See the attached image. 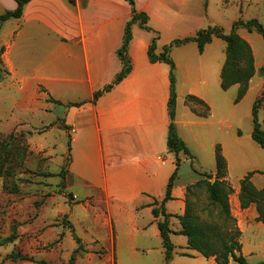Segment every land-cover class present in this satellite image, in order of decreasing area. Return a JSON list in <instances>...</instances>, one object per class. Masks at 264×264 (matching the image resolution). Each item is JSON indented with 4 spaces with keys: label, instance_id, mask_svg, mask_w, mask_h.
Instances as JSON below:
<instances>
[{
    "label": "crops",
    "instance_id": "crops-1",
    "mask_svg": "<svg viewBox=\"0 0 264 264\" xmlns=\"http://www.w3.org/2000/svg\"><path fill=\"white\" fill-rule=\"evenodd\" d=\"M84 1L30 0L20 17L1 24L0 32L6 42L4 87L13 89L16 98H9L27 113L37 111L39 98H44L47 106L56 104L62 108L71 135L70 160L64 177L67 187H86L84 197H75L86 201L87 210L93 207L103 212H96L97 222H103L108 213L117 237L123 232L129 238L131 255L152 248L147 243L138 244L137 237L154 235L157 248L165 256L157 223L164 216H154L152 203L160 205L169 179L177 171L172 198L165 202L173 253L177 247L182 256L198 258L200 252L189 248L187 236L185 242L181 237L184 234L178 233L181 224L177 215L184 213L186 205L179 170L183 162H192L204 150L215 156L217 144L226 153L225 136L234 123L228 103L222 100L226 92L221 87L226 42L214 37L200 52L196 41H188L170 51L176 64V128L193 157L183 152L175 154L167 145L170 65L149 59L154 32L138 22L133 24L128 48L131 71L111 90L93 100L95 91L111 82L122 68L117 49L122 44L132 8L127 0ZM134 1L136 9L148 15V24L159 32L157 52L173 39L193 35L208 25L223 27L221 19L229 12L234 13L228 21L231 28L246 3V0ZM16 6V0H0V14ZM256 76L257 73L240 101L252 90ZM189 94L205 104H196L194 109L186 102ZM49 96L63 104L48 100ZM6 97L0 95V124L1 115L11 113L5 110ZM67 103L76 104L67 106ZM98 190L103 197H97ZM177 236L181 238L178 246L174 243ZM115 246L114 236L113 250Z\"/></svg>",
    "mask_w": 264,
    "mask_h": 264
},
{
    "label": "rangeland",
    "instance_id": "rangeland-1",
    "mask_svg": "<svg viewBox=\"0 0 264 264\" xmlns=\"http://www.w3.org/2000/svg\"><path fill=\"white\" fill-rule=\"evenodd\" d=\"M233 15L229 12L221 19L227 33L231 31L228 21ZM235 18H257L264 23V0H246L244 12ZM237 31L252 46L257 76L244 100L235 101L239 84L225 90L222 98L224 104L228 103L234 120L225 136L228 160L225 179L233 187L229 203L234 224L240 230L238 240L247 262L255 264L264 260V223L256 219V204L242 208L238 195L240 180L249 171H264V148L252 138V108L256 100L259 120L264 127V76L259 73V67L264 64V37L244 27H238ZM2 34L0 32V95H7L5 110L11 113H3L0 124V238L12 236V241L0 244V264H69L79 245L73 229L81 237L82 248L76 253L75 264H118V260L120 264H216L212 255L207 257L200 253L198 258L184 257L177 247L168 263L157 248L154 235L137 237L138 244L147 243L152 248L131 255L129 238L123 232L117 237V229L115 233L107 211L105 220L97 222L96 212H103L93 207L87 210L86 201L75 197H84L88 191L86 187L78 185L69 189L60 175L63 166H68L71 149L70 127L61 114L62 108L56 104L47 106L44 98H39L37 111L27 113L9 98L16 96L12 88L4 87L7 66L4 60L6 42ZM215 169V156L204 150L192 162L181 164L179 176H183L186 190L185 207L189 206L201 221L214 223L221 230L226 228L218 216V208L212 204L207 185V181L216 179ZM201 172L212 173V177ZM252 180L257 187L264 186V173L256 172ZM95 193L103 197L99 190ZM181 237L186 242V236ZM180 239V236L174 238L177 246L181 244ZM11 253L19 256L11 257ZM229 264L241 263L231 258Z\"/></svg>",
    "mask_w": 264,
    "mask_h": 264
},
{
    "label": "trees",
    "instance_id": "trees-1",
    "mask_svg": "<svg viewBox=\"0 0 264 264\" xmlns=\"http://www.w3.org/2000/svg\"><path fill=\"white\" fill-rule=\"evenodd\" d=\"M30 0H16L17 6L14 9H8L0 14V26L1 24L10 18L20 17L23 14L25 5ZM74 3L75 0H69ZM132 8V16L126 22L125 30L123 34V40L121 46L117 49V54L122 61L121 70L115 75L114 79L98 89L94 93L93 100H96L100 95L111 90L117 83H119L125 76L129 74L132 69V59L129 55L128 48L133 37V24L138 22L141 27L153 31L154 36L152 37L151 43L148 49L149 59L152 62L164 61L170 65V97L168 101L169 111V130L167 136L168 148L178 154L183 152L191 157V153L188 145L178 135L175 115H176V64L170 55V51L174 46L181 45L188 41H196L198 49L202 52L207 43L211 42L214 37H219L226 42L225 47V61L221 70V87L228 89L232 85L239 84V89L235 101H240L247 93L249 83L252 77L257 72L255 66V58L252 46L250 42L242 36L238 31V27H244L248 31H257L264 37V23L257 18H251L244 20L238 18L233 21L230 32H225L224 28L219 25H208L205 28L200 29L193 35H187L183 37H177L164 45L160 52H157V40L159 38V32L153 29L148 24V15L143 11H138L135 7L134 0H127ZM86 3V0L84 1ZM259 73L264 76V64L259 67ZM2 74L0 73V78ZM264 95V92H263ZM48 100L55 101L56 103L63 104L61 100L55 99L51 96ZM186 102L189 103L194 109L196 104H205L201 99L187 95ZM76 103H67V106L74 105ZM258 100L254 101L252 108V121L253 130L252 138L264 148V127L259 120L258 116ZM209 107L206 105V111ZM206 114V112H204ZM239 133H241L239 131ZM215 161H216V179L211 182L207 181L208 190L212 198V204L218 208V216L223 221L226 229L217 227L216 224L210 223L206 220H200L195 215L189 206L185 207L183 214L177 215L181 224V229L178 233L187 236L189 248L195 249L205 256H214L216 264H229L231 258L241 264H249L242 251V243L238 240L240 233L239 228L234 224L235 218L233 217L230 210L229 195L233 192V187L225 179L228 171V162L223 152L221 144L216 145L215 149ZM180 159L177 156V168L179 167ZM196 170V169H195ZM197 171V170H196ZM67 172V167L63 166L60 175L64 178ZM199 172V171H197ZM264 173L263 170H251L240 180V192L239 202L242 208L248 207L250 204L255 203L257 207L256 219L264 223V186L257 187L252 180V176L256 173ZM201 174L212 177V173L201 172ZM177 177V171H175L167 184L166 193L162 199L160 205L156 206L152 203V213L158 217L163 215V219L158 220V228L162 238V243L165 248V261L171 259L174 250V244L170 238V232L172 229L169 225V213L165 209L166 200L172 198L171 191L174 186V182ZM73 234L76 242L79 244L71 255L69 264H75L76 253L81 248V237L76 234L73 229ZM12 241V236H6L0 238V244H6ZM11 257H17L11 253ZM23 257V256H22ZM264 264V260L255 263Z\"/></svg>",
    "mask_w": 264,
    "mask_h": 264
}]
</instances>
